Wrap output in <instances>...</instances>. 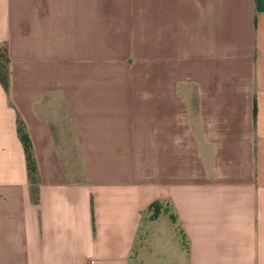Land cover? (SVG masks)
<instances>
[{
  "label": "crops",
  "instance_id": "0c3cea01",
  "mask_svg": "<svg viewBox=\"0 0 264 264\" xmlns=\"http://www.w3.org/2000/svg\"><path fill=\"white\" fill-rule=\"evenodd\" d=\"M93 2L0 0V264H264V0H149L148 92L95 91Z\"/></svg>",
  "mask_w": 264,
  "mask_h": 264
},
{
  "label": "rangeland",
  "instance_id": "374dc122",
  "mask_svg": "<svg viewBox=\"0 0 264 264\" xmlns=\"http://www.w3.org/2000/svg\"><path fill=\"white\" fill-rule=\"evenodd\" d=\"M93 10L95 91L148 92L149 34L129 33L132 24L128 22H146L142 21L148 15L149 0H94ZM70 150L73 154L74 149L70 147ZM169 217L175 221L171 213Z\"/></svg>",
  "mask_w": 264,
  "mask_h": 264
},
{
  "label": "trees",
  "instance_id": "16d2710c",
  "mask_svg": "<svg viewBox=\"0 0 264 264\" xmlns=\"http://www.w3.org/2000/svg\"><path fill=\"white\" fill-rule=\"evenodd\" d=\"M7 64H8L7 49L5 46H0V81L6 88H8ZM18 133H19V137L21 139V142L24 146V150L26 153L31 183L33 185H38L39 179H38L36 161H35L34 154H33L32 142L27 133V130L25 128L23 121L20 119L18 120ZM163 208H164V204L162 202L158 201V202L153 203L149 208V210L152 212L151 217L153 219H156L157 217H159ZM173 218L175 219L174 216Z\"/></svg>",
  "mask_w": 264,
  "mask_h": 264
}]
</instances>
